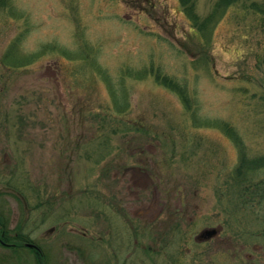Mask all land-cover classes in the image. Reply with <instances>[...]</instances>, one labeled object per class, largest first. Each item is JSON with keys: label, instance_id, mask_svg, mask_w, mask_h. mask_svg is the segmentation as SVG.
I'll use <instances>...</instances> for the list:
<instances>
[{"label": "rangeland", "instance_id": "obj_1", "mask_svg": "<svg viewBox=\"0 0 264 264\" xmlns=\"http://www.w3.org/2000/svg\"><path fill=\"white\" fill-rule=\"evenodd\" d=\"M10 5L0 264H264V167L240 166L264 157V18L230 8L204 45L178 0Z\"/></svg>", "mask_w": 264, "mask_h": 264}, {"label": "trees", "instance_id": "obj_2", "mask_svg": "<svg viewBox=\"0 0 264 264\" xmlns=\"http://www.w3.org/2000/svg\"><path fill=\"white\" fill-rule=\"evenodd\" d=\"M178 1L182 8L183 13L187 17V19L190 21L192 27L196 29V32L199 34L200 39L201 41H203L202 43H204V45L209 44L210 36L212 34L214 25L226 14V12L230 8L239 7L245 10L246 12H251L252 14H256L264 18V0H215L214 3L212 4L210 13L206 17H204V19H200V17L196 13L195 0H178ZM0 6L7 9V11H9V14L12 15L14 13L13 10L11 9L10 0H0ZM200 45H203V44H200ZM66 56L67 55H64V57ZM200 59H203V58H200ZM28 61H29V58H28ZM200 61H203V60L192 61L191 65L194 66L200 63ZM147 73L148 71L146 69V71L142 70L140 71V73H137L135 75H140L142 77V75H145ZM155 81L159 85H162L165 88L179 95L183 103H185V105L187 104L186 90H185V87L182 86L180 83L174 81L169 76H164L160 74L155 76ZM222 129L224 133L227 134V136H229L236 144L239 143L235 133L229 130L227 126H224V128ZM241 153L242 151L240 149V154ZM242 164L248 167L247 169L249 170H252L253 168L264 167V157L259 158V159H252V160L243 159L242 162L240 161V166ZM237 175H240V172ZM23 241L24 240L20 242H23Z\"/></svg>", "mask_w": 264, "mask_h": 264}, {"label": "water", "instance_id": "obj_3", "mask_svg": "<svg viewBox=\"0 0 264 264\" xmlns=\"http://www.w3.org/2000/svg\"><path fill=\"white\" fill-rule=\"evenodd\" d=\"M217 233L216 229H207L200 233L199 238L209 239ZM27 246L33 247V245L28 244Z\"/></svg>", "mask_w": 264, "mask_h": 264}, {"label": "flooded vegetation", "instance_id": "obj_4", "mask_svg": "<svg viewBox=\"0 0 264 264\" xmlns=\"http://www.w3.org/2000/svg\"><path fill=\"white\" fill-rule=\"evenodd\" d=\"M4 235H5V233L2 232V233H1L0 243L3 244V245H5V246H8V247L15 246L14 244H9V243L4 242V241H3V237H4ZM26 244H28V243H26V242L23 243V245H24L26 248H29V247H27ZM32 249H33V250H36V252H39V249H38L37 247H36V248H32Z\"/></svg>", "mask_w": 264, "mask_h": 264}]
</instances>
